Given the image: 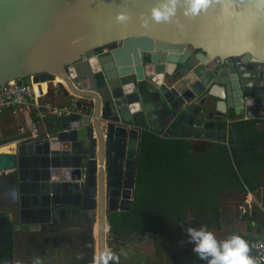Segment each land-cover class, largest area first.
<instances>
[{"label": "water", "instance_id": "95a60500", "mask_svg": "<svg viewBox=\"0 0 264 264\" xmlns=\"http://www.w3.org/2000/svg\"><path fill=\"white\" fill-rule=\"evenodd\" d=\"M165 3L0 0V90L57 78L74 101L54 132L0 154L20 224L81 208L96 221L97 256L108 214L132 208L143 131L220 143L235 119L264 118V0H212L195 17L178 0L170 22H156Z\"/></svg>", "mask_w": 264, "mask_h": 264}, {"label": "crops", "instance_id": "0c3cea01", "mask_svg": "<svg viewBox=\"0 0 264 264\" xmlns=\"http://www.w3.org/2000/svg\"><path fill=\"white\" fill-rule=\"evenodd\" d=\"M51 100L53 105L57 106L68 104L56 94ZM42 101L50 102L47 97L42 98ZM55 119L37 116L28 107L2 111L0 154L13 153L16 143L54 132L57 129ZM33 126L36 128V134L32 132ZM158 136L163 138L162 135ZM163 139L180 140L187 144L183 160L185 165L177 174V180L190 191L197 187V182L200 183L204 179L198 163L201 159H205L207 166L202 163L206 168L222 165L226 170H232L237 180L235 186L225 187L223 192L218 194L221 213L219 225L213 224L207 230H221L223 219L229 218L233 223V220L241 223L240 228H233L230 232L225 229L223 238L217 237L213 231L217 239L223 241L236 234L242 238L264 240V211L260 209L264 208V118L235 119L226 128L225 141L220 143L179 137ZM216 173L207 170L210 178L216 176ZM14 175L13 171L0 172V261H3V264H94V217L88 215L90 213L86 214L81 208H65L63 211L52 209V215L49 216L51 221L48 223L20 224L19 220L12 216ZM194 197L196 198L195 194ZM246 200L250 202L249 206ZM191 221L193 220L188 215L184 228L176 229L175 237L186 239L185 229L198 228L196 222ZM188 255L190 257H187ZM181 258L180 262L174 261V264H186L189 259H199L191 251L185 252Z\"/></svg>", "mask_w": 264, "mask_h": 264}, {"label": "trees", "instance_id": "16d2710c", "mask_svg": "<svg viewBox=\"0 0 264 264\" xmlns=\"http://www.w3.org/2000/svg\"><path fill=\"white\" fill-rule=\"evenodd\" d=\"M187 147L180 140L163 139L147 131L142 134L132 208L127 212L108 214L109 237L116 240L114 245L125 246L123 249L127 248L129 253V249L136 248L126 246L132 239L140 241L146 237H159L169 228H184L188 215L206 228L219 225L218 194L225 187L235 186L237 180L232 170H226L222 165L206 168L205 159H201L198 163L204 179L191 191L181 186L177 174L185 165ZM207 170L217 172L216 176L210 178ZM114 245L110 243V246ZM195 262H201V259Z\"/></svg>", "mask_w": 264, "mask_h": 264}, {"label": "clouds", "instance_id": "9594fccd", "mask_svg": "<svg viewBox=\"0 0 264 264\" xmlns=\"http://www.w3.org/2000/svg\"><path fill=\"white\" fill-rule=\"evenodd\" d=\"M178 0H166L160 8H153L151 15L156 22H170L176 14ZM187 7L184 15L187 17L198 16L206 11L212 4V0H186ZM123 14L117 15L118 21L125 20ZM188 237L187 242L192 244V252L207 264H254L253 259L248 255L249 245L239 235L233 234L223 241H218L216 236L208 231L205 226L185 229ZM196 260V259H195ZM119 264V256L110 248H105L94 257V264Z\"/></svg>", "mask_w": 264, "mask_h": 264}, {"label": "rangeland", "instance_id": "374dc122", "mask_svg": "<svg viewBox=\"0 0 264 264\" xmlns=\"http://www.w3.org/2000/svg\"><path fill=\"white\" fill-rule=\"evenodd\" d=\"M50 89H52V85H43L42 92L47 94ZM52 98V97H51ZM209 175V174H208ZM216 210V208H215ZM221 217V214H219ZM235 223L230 221L229 218H224L222 223L221 230L214 229L213 231L216 233V236L219 238H223L225 229L230 232L233 228H240L241 223L236 220H233ZM94 227L95 228V220H94ZM193 223V221H191ZM199 227L200 224L196 223ZM180 227H172L169 228L164 234L159 237H149L145 239H141L140 241L132 239L126 246L127 247H136L135 249H129V255L127 248L123 249V247H119L117 245L110 246L107 242L108 248H110L116 255L119 256V264H174L175 259L180 262L182 260L181 257L184 256V253L192 252V244L187 242L188 237L186 239H180L179 237H175L176 229L179 230ZM219 230L218 232H216ZM209 231V230H208ZM211 231L214 235L215 233ZM96 236V235H95ZM221 241L220 239H217ZM123 243V242H122ZM93 255L92 258L96 256V243L95 237L93 239ZM122 246V245H121ZM138 256V257H135ZM186 257V256H185ZM187 257H190L189 255ZM180 258V259H179ZM195 259V258H193ZM113 264V262H110Z\"/></svg>", "mask_w": 264, "mask_h": 264}, {"label": "built area", "instance_id": "2783aa9c", "mask_svg": "<svg viewBox=\"0 0 264 264\" xmlns=\"http://www.w3.org/2000/svg\"><path fill=\"white\" fill-rule=\"evenodd\" d=\"M38 85V84H37ZM28 86L24 83L8 82L3 89L0 90V113L6 109H16L21 107H28L33 110L37 116L63 118L72 114L74 103L69 106L58 107L43 102L38 86ZM33 134H36V128H32ZM35 137V136H34ZM251 201V199H250ZM250 205V202H247ZM264 211V208L260 207ZM249 245L248 255L253 259L254 264H264V240L256 238H243ZM191 264H207L206 261L192 262Z\"/></svg>", "mask_w": 264, "mask_h": 264}, {"label": "flooded vegetation", "instance_id": "af4514ba", "mask_svg": "<svg viewBox=\"0 0 264 264\" xmlns=\"http://www.w3.org/2000/svg\"><path fill=\"white\" fill-rule=\"evenodd\" d=\"M98 54H100V52L98 53V52H96L95 54H94V59L96 60L97 59V55ZM84 60V58L81 60V61H83ZM89 62H91V61H89ZM59 80H61V79H59ZM62 81V80H61ZM23 83V82H22ZM41 83H43V82H38L37 84V86H38V89H39V91H40V93H41V95L43 96V98H45V97H47L49 100H50V102H47V103H49V104H51V105H53V101L51 100L52 98L51 97H53L55 94L57 95V96H60L63 100H66L67 101V99L66 98H64L63 96H61V94L60 93H57V91H56V89H55V87H53L52 89H50V91L47 93V94H44L43 92H42V89H41ZM47 85H50L52 82H45ZM60 84H62L66 89H67V86H66V84L62 81V83H60ZM68 102V101H67ZM71 103H74V101H69L68 102V104L66 105V106H69ZM55 105V104H54ZM55 106H57V105H55ZM65 105H62V106H58V107H64ZM85 226H87V224L85 225ZM86 228V227H85ZM68 234H70L69 232H68ZM107 242H108V244L110 245V243H115L116 242V240L115 239H112V238H110V237H108V239H107ZM175 262H177V260L175 259ZM188 262H195V259H192V260H190L189 259V261H187V263Z\"/></svg>", "mask_w": 264, "mask_h": 264}, {"label": "bare ground", "instance_id": "6f19581e", "mask_svg": "<svg viewBox=\"0 0 264 264\" xmlns=\"http://www.w3.org/2000/svg\"><path fill=\"white\" fill-rule=\"evenodd\" d=\"M31 83H32V86L34 87V89L36 88V85H37V82L36 81H34L33 80V78H31ZM60 83H62V81L61 80H59V79H57V78H55L53 81H52V83H51V85H52V88L53 87H56L58 84H60ZM43 85H47L45 82H43V83H41V87L43 86ZM3 149H5V148H3ZM2 149V150H3ZM6 151H8V148H7V150ZM5 152V151H4ZM94 230V235H96V232H97V226L95 225V228L93 229Z\"/></svg>", "mask_w": 264, "mask_h": 264}]
</instances>
